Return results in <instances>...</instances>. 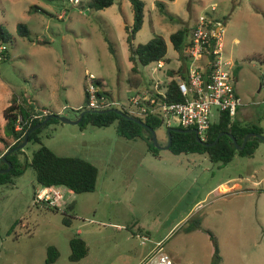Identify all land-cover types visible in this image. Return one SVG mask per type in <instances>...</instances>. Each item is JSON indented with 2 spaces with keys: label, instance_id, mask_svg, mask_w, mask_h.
I'll use <instances>...</instances> for the list:
<instances>
[{
  "label": "rangeland",
  "instance_id": "1",
  "mask_svg": "<svg viewBox=\"0 0 264 264\" xmlns=\"http://www.w3.org/2000/svg\"><path fill=\"white\" fill-rule=\"evenodd\" d=\"M143 1V23L133 40L144 42L161 34L170 61L159 69L150 61L136 73L130 68L124 28L133 20L129 0H114L97 10L67 0H0V24L11 34L4 43L7 57L0 60V135L11 136L1 109L15 95L29 96L40 109L49 107L73 120L84 102L88 72L102 78L111 96L121 101L134 87L130 76H138L139 87L152 76L166 79L162 70L177 64L170 32L183 24L192 26L211 4L222 23L221 56L236 67L232 72L238 91L243 101L264 110V0H160L163 10L157 0ZM19 22L32 39L18 33ZM254 99L259 102L252 104ZM217 117L214 110L213 120ZM168 126L176 122L154 128L155 144L151 130L126 138L118 134L115 122L83 128L61 120L45 125L42 143L58 154L94 163L97 183L84 192L59 185L57 209L33 197L41 185L30 165L13 184H1L0 264H139L156 246L174 264H264L260 219L245 217L239 209L254 203V195L252 199L234 191L219 196L220 190L213 189L228 175L246 172L250 157L235 153L220 164L204 153H174L162 147ZM148 141L158 147L157 155L147 149ZM259 142L256 159L264 158V142ZM37 145L23 146L24 154L29 158ZM71 202L66 223L63 211ZM74 235L87 244L86 254L78 259L70 258ZM49 245L58 251L51 262L45 259Z\"/></svg>",
  "mask_w": 264,
  "mask_h": 264
},
{
  "label": "trees",
  "instance_id": "2",
  "mask_svg": "<svg viewBox=\"0 0 264 264\" xmlns=\"http://www.w3.org/2000/svg\"><path fill=\"white\" fill-rule=\"evenodd\" d=\"M53 1V0H49ZM133 20L131 24L125 25L126 30V41L128 46V58L133 63L131 69L133 72H139V65H146L150 61H169L170 58L166 55L167 44L164 37L161 34H155L153 37L149 38L144 42H134L135 33L141 28L144 17V1L143 0H129ZM114 0H82L79 2V7L82 9H101L111 5ZM163 10V2L157 0L156 2ZM207 15L213 17L214 20H220L212 15L213 12L206 10L204 12ZM168 16H173L170 13ZM192 26L181 25L175 30L171 31L169 34L170 41L172 42L173 48L177 51L180 65L176 69L178 73L184 76L183 66L187 56L184 54V44L186 43L187 37ZM17 31L20 35L26 36L32 39L28 27L23 23L19 22L17 24ZM11 37V34L5 29L2 24H0V41L1 44L7 42ZM37 42H46L47 39L37 38ZM109 49L113 50L112 45L109 43ZM7 47L3 50V58L7 57ZM1 59V60H2ZM173 69H168L167 73L169 75H174L176 72ZM236 69L234 68L233 72ZM232 72V73H233ZM129 81L132 86H137L140 79L138 76H130ZM95 82L101 86L102 90L100 93L106 95H111L109 90L106 88V84L102 78L97 77ZM84 102L82 106L78 107V111L86 110L78 122L79 126L83 128L86 124H93L97 126H105L112 122L116 123V130L119 135L126 138L142 137L144 130H149L147 127L135 121L133 118L126 117L125 115L118 114L113 110L96 111L94 109H89L87 107V93L85 91L84 83ZM166 100H182L183 95L178 89V84L176 79L173 77L167 84L166 90ZM34 101V102H33ZM119 109V107H117ZM42 109H47V113L41 117H32L33 113L39 112L40 107L36 104V101L29 98V96L22 97L21 95H15L11 100L2 108V116L5 119V125L8 133L14 138L11 144H6L2 150V154L12 146L20 144L24 140V134L36 123L45 118L46 115L50 113H56L49 107H42ZM18 115L21 116V128L16 130L14 124ZM145 123L150 125L153 129L160 125L163 121L162 118L154 114H148L144 116H135ZM59 121L58 118L50 117L44 124L36 127L31 132H29L27 137L28 143H37V147L33 148L28 158L23 151V147L14 149L6 155V159L11 162V168L8 171H0V185L9 183L13 184L15 177L22 174L28 165L32 166L35 171V177L38 184L41 186L49 185H63L68 187L73 192H84L91 191L95 189L97 183L98 168L91 161L80 157L72 155H61L56 153L46 144L42 143L41 135L42 129L51 121ZM169 127V126H168ZM176 127L190 128L192 126H181L176 125ZM223 131V134L219 136L218 140L213 145H206L204 142L197 140L194 131H177L171 130V143L168 147L174 153L180 152H199L204 153L207 157L214 162H219L220 164H226L230 161L235 153L241 155L252 154L260 140L258 136H249L243 148H237L236 144L233 142L232 138L228 133H232L238 144H241L244 136L249 131L263 133L262 127L255 122L252 123H242L232 118L227 110H220L218 112V117L216 120H212L209 128L206 130L204 140L206 142H211ZM147 149L154 155L158 154V147L151 141L147 143ZM24 154V155H23ZM22 155V156H21ZM25 156V157H24ZM24 157V158H23ZM7 163L0 156V168L6 167ZM35 198V191L33 193ZM38 201V200H37ZM48 204V203H46ZM48 206H51L48 204ZM57 209V206H52ZM73 208V202L69 203L65 210V216L63 217L64 222L69 221V216L66 212ZM212 235V233H211ZM71 246V259H78L85 255L87 252V244L85 240L74 235L69 239ZM215 245V251H218L217 244ZM58 251L55 246L49 245L47 247V257L45 258L47 262H51L56 259Z\"/></svg>",
  "mask_w": 264,
  "mask_h": 264
},
{
  "label": "built area",
  "instance_id": "3",
  "mask_svg": "<svg viewBox=\"0 0 264 264\" xmlns=\"http://www.w3.org/2000/svg\"><path fill=\"white\" fill-rule=\"evenodd\" d=\"M72 4H79L82 0H67ZM211 4V12L215 10ZM222 23L212 16L201 13L194 20L186 43L184 54L187 56L183 66L184 76L177 71L174 75L164 73L166 79L152 78L150 83L139 88H133L126 94L125 100L114 98L111 95L98 93L102 90L91 72L85 75V91L87 93V107L94 110L108 108L121 109L124 113L135 117L154 114L162 118L166 125L172 120L176 125L192 126L197 129L199 136L204 139L206 130L213 118L214 110H227L233 116L242 99L237 93L232 73V61L221 56ZM5 44H0V60L3 58ZM157 68L164 64L157 60ZM175 78L178 89L183 95L182 100H166L167 84ZM47 109H40L32 117H41ZM21 116L18 115L14 128H21ZM35 199L49 205L58 206L62 191L58 185L41 186L35 191ZM157 242L156 245H159ZM139 264H174L172 257L160 247L151 250Z\"/></svg>",
  "mask_w": 264,
  "mask_h": 264
},
{
  "label": "crops",
  "instance_id": "4",
  "mask_svg": "<svg viewBox=\"0 0 264 264\" xmlns=\"http://www.w3.org/2000/svg\"><path fill=\"white\" fill-rule=\"evenodd\" d=\"M212 15L218 18L217 14L214 11ZM219 21L221 22V20ZM131 23L127 22L125 23V25L131 24ZM125 25H124V28H125ZM175 53H176L175 58L177 60L176 66L168 67L166 71L162 70V74L164 73L168 74L167 73L168 69H173L176 71V69L180 65L181 61L179 59V56L176 50H175ZM169 61H163V62L168 63ZM234 68L236 69V67ZM232 70L234 69L232 68ZM233 75L235 77V81H234L235 89L237 93L240 95L238 88L236 86V78H237L236 73ZM133 88H139V86H134ZM251 102L252 104H256L259 102V100L254 99ZM249 104L250 103L248 101H243L242 99V104L237 107L232 118L242 123H252V122L258 123L262 127V131L264 134V110L259 109L258 107L252 106ZM1 114H2V109H1ZM0 139H1V142H0V156H1L3 148L6 146V144L8 145L11 144L14 141V138L12 136L6 137L3 135H0ZM262 141L264 142V140ZM261 145H262L261 142H258L254 152L252 154L247 155L251 159L250 163L254 164V166H252L251 164L249 168H247L246 172L234 173V174L228 175L225 179L220 180L213 187V189H216L217 191L218 189L220 190L219 196H224L234 191L238 193L240 192L247 197L248 196L252 197V199L254 195L255 197L254 203L248 202L247 204L242 205L239 209L243 213V216L245 217L247 216L250 218L252 216L254 217L256 216L255 218L257 220L260 219L259 220L260 222L258 221V223L260 224V227L264 229V183H263L264 182V165H262L264 164V158H257V159L255 158V152L261 147ZM262 148L264 149V146ZM256 198H258V200L259 199L261 200L260 203H258L257 201L255 202Z\"/></svg>",
  "mask_w": 264,
  "mask_h": 264
},
{
  "label": "water",
  "instance_id": "5",
  "mask_svg": "<svg viewBox=\"0 0 264 264\" xmlns=\"http://www.w3.org/2000/svg\"><path fill=\"white\" fill-rule=\"evenodd\" d=\"M105 110H113L115 112H117L118 114H121V115H125L126 117H129V118H133L135 121H137L138 123L142 124L143 126L147 127L149 130L152 131L153 133V140H154V143L156 144L157 141H156V137H155V132H154V129L148 125L147 123H145L143 120H140L138 118H135V117H132L126 113H124L121 109H118V108H108V109H102V110H96V111H105ZM86 110H82L79 115L77 116V118L71 120V119H68L66 118L65 116L61 115V114H57V113H50L48 115L45 116L44 119H42L41 121H39L38 123H36L35 125H33L25 134H24V140L18 144V145H15V146H12L10 147L9 149H7L2 155V159L6 161L7 163V166L6 167H3V168H0V171H8L10 168H11V162L9 160L6 159V155L13 151L14 149H17V148H20V147H23L25 145V143L27 142V137H28V134L29 132H31L33 129H35L36 127L44 124L50 117H55V118H58L59 120L61 121H68V122H74V123H78L80 121V119L82 118L84 112ZM171 130H177V131H194L195 133V136L197 138V140L201 141V142H204L206 145H213L219 138L220 135L223 134V131L219 132V134L215 137V139L211 142H206L204 139H202L198 132H197V129L195 127H190V128H182V127H176V126H169L167 128V132H168V140H167V143L162 146L164 148H168L170 143H171V133L170 131ZM228 135L232 138L233 142L236 144V147L237 148H243L245 143H246V140L249 136H258L260 137L262 140H264V134L263 133H257V132H253V131H249L248 133H246V135L244 136L243 138V141L241 144H238L237 141H236V138L235 136L232 134V133H228Z\"/></svg>",
  "mask_w": 264,
  "mask_h": 264
}]
</instances>
